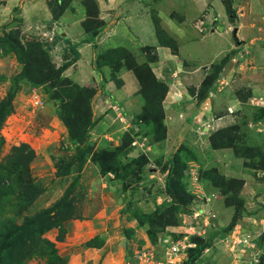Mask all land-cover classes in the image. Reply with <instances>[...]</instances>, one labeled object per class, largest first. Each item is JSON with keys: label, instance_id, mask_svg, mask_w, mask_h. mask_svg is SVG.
Instances as JSON below:
<instances>
[{"label": "rangeland", "instance_id": "374dc122", "mask_svg": "<svg viewBox=\"0 0 264 264\" xmlns=\"http://www.w3.org/2000/svg\"><path fill=\"white\" fill-rule=\"evenodd\" d=\"M142 16L153 44L137 39ZM7 36L17 38L29 61L60 73V90L82 87L83 96L89 94L93 125L85 128L84 143L73 142L61 102L51 96L54 82H13L24 68L19 51L0 49V104L13 95L0 126V183L9 185L2 168L10 166L13 179L22 173L31 180L12 182L22 185L23 195L18 190L0 201V264H80L65 256L90 239L100 242L90 226L102 230L103 224L110 232L122 220L137 230L125 234L124 257L112 264H185L189 248L173 257L169 245L208 241L215 232L203 253L207 264L263 263L264 56L258 53L264 54V0H0V38ZM206 36L215 48L197 40ZM146 69L168 87L154 117L144 110L143 93L153 86L148 79L144 89L136 77L139 71L146 78ZM160 119L165 136L157 142ZM179 151L194 203L179 210L178 226L152 238L134 211L145 218L169 207L164 170ZM105 153L114 162L106 174L99 162ZM23 155L31 158L27 165ZM212 168L243 182L240 206L226 205L222 193L205 204L198 176ZM70 208L75 212L68 220ZM234 218L233 229L220 231ZM83 224L88 227L81 232ZM233 231L239 235L229 237Z\"/></svg>", "mask_w": 264, "mask_h": 264}, {"label": "trees", "instance_id": "16d2710c", "mask_svg": "<svg viewBox=\"0 0 264 264\" xmlns=\"http://www.w3.org/2000/svg\"><path fill=\"white\" fill-rule=\"evenodd\" d=\"M61 4H64L62 11L60 14L62 15V12L65 10L66 2H62ZM54 11V10H53ZM56 15L55 18H58L59 15ZM171 39V38H170ZM172 40V39H171ZM17 38L14 37H3L0 38V49L2 48L5 52L8 51V47L11 49H16L19 51V63L24 67L23 71H21L20 74H18L16 77L13 78V82H18V80H29L30 82L41 84L46 83L47 81H53L55 88L53 92L51 93L52 98H55L56 100H59L61 102L60 107L63 111V115H61V120L64 122L70 139L73 140V142L78 143H84V140L87 138L88 131H86V127H89V125H93L92 119L90 118L92 116L90 112V103L89 99L87 100V97L89 94H83L81 93V88L73 89L71 87L67 88V86L63 87V89L60 90L57 85L58 75L60 73L54 74V76L49 74L48 70V64L41 63V61L33 59V61H29L27 59L26 49L21 46L19 42H16ZM67 42H70L69 39H67ZM169 43L163 44L164 46H168ZM177 48V47H176ZM148 75L146 78L143 79V76L140 74L139 71H136V77L138 78L139 83H141V86L145 89V87L148 88L146 81L149 79V86H153L151 89V92L148 94V90H144L147 94V100H146V106L144 108L145 112L151 116L154 117V112L161 108L162 105V98L163 94L168 90V87H164L162 83L156 82L154 79V75L152 74L150 69H146ZM49 75V76H48ZM48 76V77H47ZM155 81V84L153 85L152 82ZM65 85V84H64ZM162 97V98H161ZM12 98L13 95L10 96V99H7L5 102L0 104V126L1 124L6 120V117H8L12 111ZM159 100V101H157ZM162 109H160L161 112ZM144 112V113H145ZM160 114V113H159ZM144 118H142L143 120ZM163 121L160 119V121L156 122V131H153V136L155 137V140L157 142L164 140L165 136V128L163 127ZM130 143V141L127 143V145ZM226 144H223L221 146H217L214 144V147H224ZM221 149V148H220ZM87 151L85 154L80 156V160H83L86 158ZM20 159L25 163L26 165L31 161V158L28 156H19ZM112 157L108 154H104L102 159L99 160L101 164V169L103 170L104 174L107 172L110 173V168L114 165V162L112 161ZM139 161V160H138ZM14 163L10 162L9 165H12ZM134 163H136L134 161ZM188 165L183 161V158L181 156L180 151L177 152L175 158L170 162V167H167L164 171L167 173V178L165 181L166 184V191L168 193V196L171 197V204H169V207H159V210L154 213V215H146L145 218H141L139 216V211H134V218L140 222V225H145L148 223L149 228L148 233H150L151 237L154 238L155 234H158V232L164 231L167 227L172 226H178L179 225V210L189 206L192 201L195 199L194 196L189 192L188 190V183L186 181L187 175H185L187 171ZM6 171L4 180H9V185H3V183H6V181H2L0 183V201L1 199L7 197L10 195V193H15L18 190L19 194L23 195V190L19 186L20 183H14L12 182L19 180L22 184H25V182L31 181L27 180L26 176L25 178H22L23 175L15 176L14 178V169L15 167H7L2 168ZM116 171H119V169H116ZM114 171V173H116ZM26 172H29V168L26 166ZM199 179L201 181H204L203 188L205 190L206 199L204 198L205 204L209 207L211 204L212 199H217L219 193L223 194L226 197V205L232 206L237 205L240 206L242 204L240 198H239V192L242 189L243 182L239 181L238 179H230L225 177L223 174H220L217 169H210V170H200L199 171ZM68 175V174H67ZM125 175H122L124 177ZM24 179V180H23ZM31 179V178H30ZM23 180V181H22ZM12 185H15L16 188H13ZM37 189V188H36ZM38 190V189H37ZM14 191V192H13ZM119 191V190H118ZM35 197V195H34ZM34 199V198H33ZM194 203V201H193ZM58 206H53L56 210ZM0 207H3L0 204ZM51 211V210H50ZM69 213L65 214L67 219L72 218V213L75 212L74 208H70ZM236 219L234 218L231 222L230 226L228 228H223L220 231H223L226 233L227 231L233 229V227L236 225ZM55 225L59 227L58 219L55 221ZM13 232V231H12ZM64 231L61 230L60 233ZM127 235L129 234V231L127 230L125 232ZM217 233L215 232L214 236H209V240H201L195 237L192 238V242L190 244H193V247L189 248L187 250L188 253V260L185 264H195L200 257L203 255L204 251L209 247L208 242L212 243V241L217 237ZM12 234V233H11ZM12 236V235H11ZM211 237V238H210ZM211 239V240H210ZM96 240H90L88 242V247L90 248H99L101 245H98L95 243ZM264 246V245H263ZM10 248V246H9ZM260 263V262H259ZM262 264V261H261Z\"/></svg>", "mask_w": 264, "mask_h": 264}, {"label": "crops", "instance_id": "0c3cea01", "mask_svg": "<svg viewBox=\"0 0 264 264\" xmlns=\"http://www.w3.org/2000/svg\"><path fill=\"white\" fill-rule=\"evenodd\" d=\"M141 18L142 19H140V21L137 25V28H138L137 30L141 29L140 32L135 29L137 32V34H136L137 39L138 40L143 39V40L148 41V42H146V44H153L155 42L154 41L155 40V34H154L151 26H149L146 23L144 16H142ZM197 40H201L202 44H204L205 42L207 44L208 43L212 44L214 46V48L217 46L213 43V41H211V39L208 40L207 36L203 37V38L202 37L197 38ZM219 45H221V44H219ZM221 47H222V45H221ZM200 51L201 50H199V52ZM258 54L261 57L264 56V54L262 52H259ZM217 56H218V53L216 55H214V57L211 59L210 62H212ZM186 60H188V59H186ZM188 62H189V60H188ZM123 89H125V91H126L127 88L124 87ZM121 93L123 96L125 95L123 90ZM125 97L128 98L129 101L132 99V97H128V96H125ZM113 207H115V204ZM101 215H103V214L101 213ZM124 218H125V216L122 215V219H124ZM215 222H216V220H215ZM125 223L126 222L124 220H122V222H120V223H116V222L113 223V227L110 229V232H107V229H105L106 227L103 224L101 226V227H103L102 230L96 229V226H97L96 223L92 224V226H90V227L92 230L93 229L97 230V234H96V236H98L97 241H100L99 243H96V242L95 243L98 245H101V244L102 245L99 248L83 247V245H81L80 250L78 249L77 246H73L74 251L69 250V252L66 254L65 258L66 259L70 258V260H71V258L77 257L79 259L80 264H112L117 257H121V258L124 257V253H123L122 249L124 246L127 245L125 243V241H126V239H125L126 233L125 232L129 229H136L137 230V228H135L133 224H131V223L125 224ZM80 227H81V232H83V231H86L85 229L88 227V225L83 224V225H80ZM180 228H182V227H180ZM233 233H234V231L232 232V234L229 237L239 235V234H236V232H235L236 235H233ZM89 241H87V242H89ZM217 246H218L217 248L220 251H224V252L228 251L227 249H225L219 245H217ZM65 258H63V259L68 262V260H66ZM205 258H207L206 253L196 262V264H199V263L207 264L206 262H204ZM206 261H207V259H206ZM240 262H241V264H249V263L250 264H257V263H252L249 261H248L249 262L248 263L247 260H242V259L240 260ZM262 264H264V256H263V263Z\"/></svg>", "mask_w": 264, "mask_h": 264}, {"label": "built area", "instance_id": "2783aa9c", "mask_svg": "<svg viewBox=\"0 0 264 264\" xmlns=\"http://www.w3.org/2000/svg\"><path fill=\"white\" fill-rule=\"evenodd\" d=\"M184 243H186V240H184V242H180V241L172 242V244H170L168 247V254L173 257L181 256L182 254H184L188 248L192 247V245L184 244ZM145 254L146 252H144V255H142V258H147ZM173 261L174 260H172V263Z\"/></svg>", "mask_w": 264, "mask_h": 264}, {"label": "clouds", "instance_id": "9594fccd", "mask_svg": "<svg viewBox=\"0 0 264 264\" xmlns=\"http://www.w3.org/2000/svg\"><path fill=\"white\" fill-rule=\"evenodd\" d=\"M201 190L204 191L203 188H202ZM195 195H197V194H195ZM201 195L204 196V198L206 199L205 192H203ZM201 209L205 210L203 207H201ZM192 247H193V246H192ZM256 263H257V262H256ZM257 264H258V263H257Z\"/></svg>", "mask_w": 264, "mask_h": 264}]
</instances>
